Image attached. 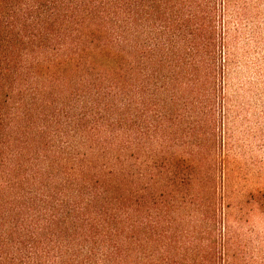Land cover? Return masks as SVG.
Here are the masks:
<instances>
[{"label":"trees","instance_id":"16d2710c","mask_svg":"<svg viewBox=\"0 0 264 264\" xmlns=\"http://www.w3.org/2000/svg\"><path fill=\"white\" fill-rule=\"evenodd\" d=\"M225 4L0 0V264H242Z\"/></svg>","mask_w":264,"mask_h":264},{"label":"rangeland","instance_id":"374dc122","mask_svg":"<svg viewBox=\"0 0 264 264\" xmlns=\"http://www.w3.org/2000/svg\"><path fill=\"white\" fill-rule=\"evenodd\" d=\"M227 1L216 154L228 160L227 226L237 238L241 263L264 264V0ZM252 196L257 203L248 200Z\"/></svg>","mask_w":264,"mask_h":264}]
</instances>
